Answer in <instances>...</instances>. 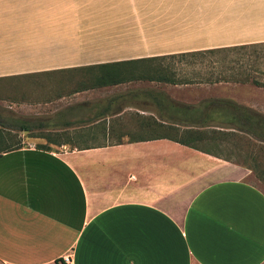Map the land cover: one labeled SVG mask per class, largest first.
I'll use <instances>...</instances> for the list:
<instances>
[{
  "label": "crops",
  "instance_id": "obj_1",
  "mask_svg": "<svg viewBox=\"0 0 264 264\" xmlns=\"http://www.w3.org/2000/svg\"><path fill=\"white\" fill-rule=\"evenodd\" d=\"M54 2L0 0V83L35 79L1 136L13 150L0 154V264H264L251 170L177 143L220 122L215 100L264 115L263 82L182 81L156 65L264 46V0H201L200 48L176 46L179 34L129 6L40 20Z\"/></svg>",
  "mask_w": 264,
  "mask_h": 264
},
{
  "label": "rangeland",
  "instance_id": "obj_2",
  "mask_svg": "<svg viewBox=\"0 0 264 264\" xmlns=\"http://www.w3.org/2000/svg\"><path fill=\"white\" fill-rule=\"evenodd\" d=\"M201 0H55L53 13H39V19H49L54 22L74 23L81 20H92L97 16L110 17L112 6L121 10H133L136 17H141L145 23H150L154 28L174 30L183 39L176 38L174 43L181 48H200L205 46L204 41L195 28L201 24L198 5ZM127 6L130 9H127ZM48 17V18H47ZM189 42V43H188ZM210 56L226 67L231 65L243 69L264 84V46L233 50L216 55L204 57L172 58L157 61V68L167 72H176L179 80L193 77L197 82L203 83L210 79ZM233 61L238 64H231ZM28 77L9 82L0 83V106L6 111L2 116L7 117L11 112L15 117L20 114L15 112L14 103L22 97L24 84L31 83ZM219 90V91H218ZM215 92L210 90V98L222 95L221 89ZM9 109V110H8ZM4 133H9L4 131ZM194 145L222 155L231 162L250 168L251 176L248 181L257 185L264 191V145L254 142L249 145L247 141L236 139L233 141H218L220 147L210 142H192Z\"/></svg>",
  "mask_w": 264,
  "mask_h": 264
},
{
  "label": "trees",
  "instance_id": "obj_3",
  "mask_svg": "<svg viewBox=\"0 0 264 264\" xmlns=\"http://www.w3.org/2000/svg\"><path fill=\"white\" fill-rule=\"evenodd\" d=\"M248 47H237L230 49H217L209 51H200L185 53L179 55V57L173 56L172 58H187V57H204L208 54L216 55L223 52L246 49ZM224 59L214 60V56H210V79L208 80L211 84L222 83V82H240V81H249L251 74L247 73L246 77L241 80L238 77L240 70L237 66L232 67L231 65L224 67L220 65V62H223ZM231 64H238V62L233 61ZM110 67V66H109ZM245 72V71H244ZM257 85L261 83L256 81ZM6 109L0 106V154L4 152L11 151L13 149L9 148L8 145L2 142L3 127H5L8 121H11L14 124L15 116L11 113L6 118L2 114ZM217 119L220 121L218 123L199 124V128L210 130H192L191 134L192 140H179L177 143H180L184 146L192 147L197 150L213 153L212 151H207L202 149L192 142H210L217 147H220L218 141H233L236 139L247 141L249 145H254V142L261 143L264 145V115L254 111L252 109L242 107L238 104L227 102L223 100H215L210 102V121ZM227 121V122H225ZM216 156L224 158L222 155L216 153ZM226 159V158H224ZM231 161L229 159H226ZM250 169V168H249Z\"/></svg>",
  "mask_w": 264,
  "mask_h": 264
},
{
  "label": "built area",
  "instance_id": "obj_4",
  "mask_svg": "<svg viewBox=\"0 0 264 264\" xmlns=\"http://www.w3.org/2000/svg\"><path fill=\"white\" fill-rule=\"evenodd\" d=\"M63 264H75L74 257L72 254H67L62 259Z\"/></svg>",
  "mask_w": 264,
  "mask_h": 264
}]
</instances>
